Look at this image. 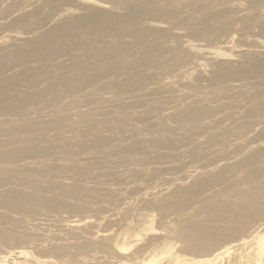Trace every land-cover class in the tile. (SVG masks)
I'll use <instances>...</instances> for the list:
<instances>
[{"label":"rangeland","instance_id":"1","mask_svg":"<svg viewBox=\"0 0 264 264\" xmlns=\"http://www.w3.org/2000/svg\"><path fill=\"white\" fill-rule=\"evenodd\" d=\"M154 1L113 0L102 4L98 0H58L57 5L49 0L44 3L45 5L34 1L32 2L34 5L31 3L30 8L28 5L27 10L19 11L11 17L4 16L3 21H0L1 29L12 26L15 18L25 16L48 18V23L41 31L26 37L10 33L1 34L0 55L8 57L9 54H14L15 60L29 56L28 63L26 61L20 73L16 70L9 73L12 81L14 80L12 77L17 78L22 72L24 75L22 76L25 77L22 84L9 82L8 85L11 87L15 86L13 87L15 89L22 85L31 87L32 78L37 72L35 77L40 75L43 79L49 78L43 88L51 90L58 87V94L61 93L57 96L45 97L43 102L40 101L42 104L38 101V103L32 100L24 101L27 104L24 107L28 109L26 113L34 114L40 109L42 112L40 117L34 115L30 118L24 117V120L21 115L27 110L21 109L20 103H13L10 109L14 116L7 118L8 123L6 118L2 119L4 126L7 124L8 128H13L15 136L11 133L12 136L10 134L8 137L1 132L2 129L0 130L2 134V137L0 136V264H210L211 261L201 259L202 257L196 253L182 254L181 244L185 239L192 237L195 230L210 236V227L215 226L222 234L230 233L229 227L216 223L223 219V215H218L217 218L208 216L190 219L188 222L175 224L185 226L172 229L170 224L178 217L166 214L163 216L162 213H155L145 207L144 201L148 198L168 194L167 182L172 179V174L189 173L187 169L190 163L189 157L193 155L200 157V153L184 149L186 150H183L184 153L193 152L191 155L187 153V158L184 155L177 156L176 152L187 144L183 139L191 136L186 127L192 124L191 128L198 130L208 118L207 113L203 111L201 120L197 123L196 121L184 123L180 127L179 123L160 120L158 116L160 110L166 108L167 98L157 90V87L168 85L170 88L179 89L184 98L182 101L186 100L185 106L191 107L189 101L197 94L210 95L216 92L217 88L218 90L235 89L233 87L235 83L236 86L243 83L245 86L264 84V62H261L264 61V39L259 33V31L264 32V21L260 22L257 17L249 22H243L244 26L241 29L235 28L237 31L231 29L229 32H214L215 34L211 35L212 41H209L205 39L207 36L203 33L187 35L186 29L182 26L192 19H204L209 13L208 6L213 2L219 4L218 9L221 12H225L227 0L199 2L182 0L180 1L182 7L174 10V13L178 12L177 16L180 17L176 19L178 22L174 23L175 31L170 27L174 32L173 34L171 31L174 36L172 41L179 40L180 46L177 51L169 54L154 46V41L160 40L161 37L157 33L165 34L170 29L166 25V19H161L154 13L157 9L153 8H161L162 4L159 3L162 0H158L160 2L157 1V4ZM19 2L20 0H7L5 4L18 6ZM162 2L166 5V10L169 7L173 9L171 6L173 0ZM250 2L251 6L247 5L251 9L252 6L254 10L264 7V0ZM234 3L235 0H231L229 4L235 11ZM53 7L59 8V11L52 14ZM171 8L167 13H173ZM228 14L239 18L237 12H228ZM51 18L53 21L50 23ZM75 18L73 22L79 19L82 27L79 22L78 25L69 23ZM255 25L256 29H253ZM22 26V30L28 32L33 28L26 23ZM243 27L246 29H242ZM52 30L60 31V34L54 38L57 32ZM133 32H136L137 36ZM144 32L145 35L142 34ZM54 39L56 40L53 41ZM228 39L231 43L234 41L231 45L234 43L235 45L231 46ZM213 40L216 41L213 43ZM161 42L166 43L162 39ZM250 44L255 47L251 48V51L247 49ZM225 47H228L227 50ZM138 49L143 53H148L150 50L154 52V56L150 58L153 59L151 62L149 59L143 60L148 62L145 68L127 71L130 63H124L119 57H115V62L113 59L106 61V54H117L119 51H122L120 54L124 51H126L124 54H133V52L140 54ZM152 51L148 54H153ZM34 54H43L37 64L31 57L35 56ZM46 54H59L55 60V63L57 61L58 63L52 66ZM135 56L129 59L134 63L142 60L141 57ZM5 57L4 59L1 57L0 62L5 61ZM112 61L114 64L111 63ZM107 64L113 66L114 71L118 68L120 71L108 74L107 70L110 67ZM153 64L154 68H152ZM50 69L54 70L51 74ZM56 72L59 74L51 76ZM59 77L62 81L53 83L59 81L55 79ZM237 80L240 82L237 83ZM159 82L164 85H158ZM184 87L189 89H187L188 94L184 92ZM12 100L17 102L18 99L14 96ZM131 106H140L139 111L142 108L143 110L137 116H129L130 128H124L120 124L123 115L128 111L126 108ZM54 107L60 110L52 113ZM178 107L180 109L181 105ZM7 113L6 117H8ZM18 115L20 116L17 117ZM203 117H206V120ZM109 118H115L117 121L115 120L114 123L117 126L114 125L121 130L123 127L125 133H118L119 130H116L114 125H107ZM26 120L30 122L27 121L30 131L28 128L26 131L19 130L23 125L21 123ZM238 121L243 123L241 120ZM36 123L42 130L37 129ZM90 124H95L93 133H89L83 127ZM104 127L110 130H101ZM171 127L175 130L169 129ZM180 133L185 135L177 136ZM1 141H3L2 145ZM239 142L241 143L242 140L236 141ZM133 143L141 146L140 149L134 147ZM109 144L110 147L105 149ZM75 145L76 147H73L75 150L71 149L73 152H66L67 148ZM91 147L98 149L93 152ZM81 148H87L90 154L76 153ZM209 155L213 157L216 154L211 149ZM242 157L243 154L239 153L233 162H237ZM91 160L97 162L92 163ZM109 176L112 180L108 178ZM105 179L111 180L108 185H105ZM108 188L113 192H109ZM140 191L147 193L140 196L138 195ZM232 207L235 209L234 206ZM261 247L263 250L261 264H264V240ZM213 254L216 257V253ZM231 262L230 256L224 263L220 260L216 264H231Z\"/></svg>","mask_w":264,"mask_h":264},{"label":"bare ground","instance_id":"2","mask_svg":"<svg viewBox=\"0 0 264 264\" xmlns=\"http://www.w3.org/2000/svg\"><path fill=\"white\" fill-rule=\"evenodd\" d=\"M34 1H39L43 4L45 2H47V0H20L18 6L21 4L22 7H18L15 4L6 5L7 0H1L0 1V21H3L4 16L11 17L12 15L16 14L19 11L27 10L28 5L30 8L31 7L30 4ZM49 1L51 3L56 4V5L58 4V0H49ZM98 1H99V3L103 4V3L112 2L113 0H104V1L98 0ZM160 1H158V2H160ZM162 1L159 3V5L162 4V6L164 5V7L161 6V8H157V7L153 8L154 10L157 9V11H154V13L156 15L160 16L161 19L162 18L166 19V22H167L166 25L168 26V28L171 27L175 31L174 27L176 25H174V23L178 22V21H176V19L178 20L180 17L177 16L178 12L174 13L175 12L174 10L176 8L178 9V8L182 7V4H181L182 2H180L182 0H175V1L173 0V3L171 4L173 9L171 7H169V9L171 8L173 10V13H167L169 11V9L168 8H167L168 10L165 9L166 5ZM197 1L199 2L201 0H197ZM230 1L231 0H227V2H226V4H227V6L225 5L226 10L223 9V10H225V12H221L218 9L219 4L213 2V4L208 6L209 13H208V15H206L204 17V19H202V18H201V20L192 19L188 23L184 24L182 27L184 29H186L187 35L191 34V33H195V34L203 33L205 36H207L205 38L206 40L212 41L211 35L214 32L220 31V33H223V32H229L231 29H234V30L241 29V27L244 26L243 22L244 23H246V21L249 22V20H251V19L253 20L257 17H258V19H260V22L264 21V7H261L259 10L257 8H255L257 10H254V6H252L253 9H251L247 5V4L250 5L251 0H235V3L233 4V6L235 7V11H234L233 7H231V5L229 4ZM165 3H167V2H165ZM32 4L34 5V3H32ZM151 4H152V2H151ZM259 5L260 4H257V6H259ZM152 6H153V4H152ZM155 6H158V5H155ZM53 8H54V10L51 11L52 14L59 11V8H55V7H53ZM78 8H80V7H78ZM184 8H186V7H184ZM84 10H86V9H84ZM248 10H250V11H248ZM228 12H237L236 15L239 16V18L237 19V18L229 15ZM26 13H27V11H26ZM90 15H91V13H90ZM82 17L83 16H81V18ZM160 17H158V19ZM155 18H157V17H155ZM199 18H200V16H199ZM47 19L48 18H43L41 16H38L37 18H36V16H34V17L31 16L29 18H28V16L15 18V21L12 20V21H14L12 26H6V27H3L0 29V36H1V34L10 33V34H16L17 36H25L26 37L28 35L35 33L36 31H41V29L44 27V25L48 23ZM75 20H76V18L73 19L72 21H70L69 23L72 22V24L75 23L74 25H78L80 23L79 19L77 22H73ZM52 21L53 20L51 18V20L49 22L51 23ZM80 21L84 22V20H80ZM257 21H259V20H257ZM25 23L30 24L33 27L31 31L29 30V29H31L30 26H29L30 28L28 27L29 29L27 28L30 32L22 30V27H23L22 24H25ZM80 24L82 27V23H80ZM250 24L251 23H249V25ZM263 24H264V22H263ZM67 27H68V25H67ZM120 28H118V29H120ZM171 28L169 29L170 31L167 30V33H165V34L157 33L158 35L161 36V37H159L160 40L154 41L155 47H157L158 49H162L169 54L174 52V51H177V48L180 46L179 40L172 41V38L174 37L173 36L174 32L172 31ZM111 29H113V28H111ZM118 29H117V31H118ZM165 29H166V27H165ZM242 29H246V28L243 27ZM253 29H256V25H255V28H253ZM103 30H105V29H103ZM52 31L57 32L53 36L54 38H56L57 35L60 34V31H54V30H52ZM65 31H66V29H65ZM171 31L173 32V34ZM148 32L149 31H147V33ZM127 33H129V32H127ZM259 33H261L260 34L261 38L264 39V32L259 31ZM134 34L136 35V32ZM142 34L145 35V32ZM126 35H128V34H126ZM141 35L140 36L138 35V36L141 37ZM144 35H142V36H144ZM152 35H153V33H152ZM125 37H127V36H125ZM195 37H196V35H195ZM202 37L203 36H201V38ZM129 38H131V36ZM133 38H135V36ZM254 38H255V36H254ZM153 39H150V41ZM161 39H162V41L164 40L166 43L163 44L161 42ZM256 39H258V38H256ZM40 40H41V38H40ZM55 40L56 39H54L53 41H55ZM228 40L230 42V39H228ZM215 41L216 40H213V43ZM220 41H221V39H220ZM229 42H227V43L229 44ZM232 43L230 42V45ZM222 44H223V41H222ZM147 45H149V44H147ZM233 45H235V43ZM233 45H231V46H233ZM227 48L225 47L226 50H227ZM251 48L252 49L255 48L254 45L250 44L247 49H249V51H251ZM147 49H145V50H147ZM145 50H144V52H145ZM10 51H12V50H10ZM151 51L152 50H150L148 53H150ZM120 52H122V51H119V53L117 52V54L116 53L115 54H113V53L112 54L111 53L106 54L105 55V57L107 58L106 61L108 62V61H111L112 59L114 61L117 57H119L120 58L119 60H122L124 63H126V64L130 63L131 64V67H129L130 64L127 66V71L130 69H138L139 70V69L145 68L146 67L145 65L148 62L146 61L147 62L146 63L144 61L149 59L151 62L153 59L151 60L150 58L152 56H154L153 51H152L153 54H148L147 52L143 53V51H140L142 54L141 53L140 54H134L135 52H133V51H132L133 54H124L126 51H124L123 54H120ZM8 53H10V52H8ZM250 54H253V53L250 52ZM10 55H12V56L9 57ZM34 55L38 56V57L31 56L32 58H34L33 60H35V63L37 64V63H39V58L43 57V54H34ZM58 55L59 54H48V55L46 54V56L48 57V60H50L52 62V63L50 62L52 64V66H54L56 57ZM135 55L141 57L142 60L141 61L139 60L140 62L134 63L130 59H132L131 57L134 58ZM253 55H255V54H253ZM5 56L6 55H4V56L0 55V58L3 57L2 59H4ZM9 56L8 57L6 56L7 59L5 57V61L3 60L0 62V102H1V104H0V119H1L0 124H2V125H0V127H1L0 130L2 129L1 132L4 133L5 135H8V137L11 133L12 134L14 133L13 128L12 129L8 128L9 126L7 127V124H6V126H4L3 123H4L5 118L7 119L9 117L14 116L12 114L13 111L10 109L13 106V103H20L21 109H22V108H25L24 105H27L24 103L25 100H32V102L34 101V103L39 102V104H42V103H40V101L43 102L45 97L52 96V95L57 96V95L61 94V93L58 94V92H59L58 87L56 89H51V90L43 88L44 84L47 81H49V78L43 79L42 76H40V75L38 77H35V75L38 74L37 72L35 73L34 76H33V74L31 75V76H33V78H32L33 82H31L32 83L31 87H23V85H22L21 87L19 86L20 87V89H19L17 84H14L18 87V89H15V88H13L15 86L11 87L10 85H8L9 82H10V84H12V83H21L22 84L24 82L25 77H23L24 76L23 72L17 78L12 77V78H14L13 81H15V82H13L10 79L11 77H9V73H11L12 70L13 71L16 70V72L20 73V71L24 67V64L26 63L27 59L29 58V56H26L22 60L21 59L15 60L14 54H9ZM136 58H138V57H136ZM129 60H130V62H129ZM28 61H27V63H28ZM113 61L111 63H113ZM118 61H117V63H118ZM122 61H120V62H122ZM136 61L137 60H135V62ZM261 62H264V61H261ZM56 63H58V61ZM157 64H155V65H157ZM107 65L110 67L109 70H107L108 74H113L114 72L117 73V71H120L119 68L117 71L116 70L114 71L113 66H111L110 64H107ZM150 65H152V64H150ZM152 68H154V64H153ZM237 70H239V69H237ZM53 71L51 70L50 74ZM121 71H123V68H121ZM127 71H125V72H127ZM142 71H144V70H142ZM33 72H34V70H33ZM57 74H59V73L56 72L51 76H56ZM45 76H43V77H45ZM156 77H155V79H156ZM247 78H249V77H247ZM55 79L59 80V81H53V83H55V84L62 81V79L60 77L55 78ZM136 79H135V81H136ZM258 79H260V78H258ZM28 80H25V81H28ZM151 80L153 81V79H151ZM67 81H69V80L67 79ZM152 81H151V83H152ZM157 81H158V79H157ZM225 81H226V79H225ZM244 81H245V79H244ZM144 82H146V81H144ZM238 82H240V81L237 80V83ZM250 83H252V82H250ZM140 84H141V82H140ZM232 84H234V83H232ZM158 85H164V84H160V82H159ZM34 87H35V90H34ZM185 87H184V92L188 94L189 89L187 88L188 89L187 90V89H185ZM233 87H235V89L233 88V89L229 90V88L227 87L228 88L227 90H223V89L218 90V88H217L216 92H214L213 94H210V95L198 96L201 94H197L196 96H194V98L190 99V101H189V103L191 104V107L185 106L186 100H185V102L182 101L184 98L181 95V92L178 91L179 89L176 90V88H170L168 85L157 87V90L160 91L161 94H164L165 98H167V100H165L166 108L161 109L159 116H158L160 118V120H167V122L176 123V124L179 123L178 126L180 127V126H182V124L184 125V123L185 124L186 123H193L195 121L197 123L198 120H201L203 111H204V113H207L208 118H207V122H205L203 127L200 128L202 126L201 125L199 127L200 129H198V130L196 128H193V127L191 128L192 124H190L186 127V130L189 132V135L191 134V136H188L187 139H183L187 144H185L184 147L182 146V148L178 152H176L177 156H183L184 155V157L186 155H188L187 153H190V155L193 152L200 153V157L195 156V155H193V157H189L190 160L189 159L188 160L190 163H188V165H187V169H188L189 173H185V175H178L175 173L172 174L171 175L172 179L169 182H167L168 194L161 196V197H156V198L150 197V198H148V200L144 201V205L147 209H149L155 213H162V215L166 214L169 216L175 215L176 217H178V219L176 221H174L172 224H170V227L172 229H175V228L178 229L182 226H185V225H180V224L185 223L186 221L188 222V221H190V219H201V218L208 217V216H212V217L214 216V218H217L218 215H220V216L223 215V219L217 221L216 223H220L221 225L222 224L225 225V227H229L230 228L229 234L220 233V230H218L215 226L213 228L210 227V231H211L209 233L210 236L203 234V232H199V230H195L194 235L188 239H185L184 242L181 244L182 249L180 250V252L182 254L188 253L191 255L196 253L198 256L202 257L201 259L207 260L209 262L211 261L210 264H216L220 260L224 263L226 261V259L229 258L230 256L232 257L231 264H261V258L263 255V250H262L261 244H262V241L264 240V147H263L264 146V84H262V83L261 84H253V85L250 84L249 86H245V84L243 83L240 86H236V83H235V85ZM31 90H32V92H31ZM211 92H213V91H211ZM156 93H158V92H156ZM160 93H159V95H160ZM27 94H28V96H27ZM187 94H185V95H187ZM135 95H137V94H135ZM14 96L17 97V99H18L17 102H13L12 99L14 98ZM27 98H29V99H27ZM162 98L164 99V96ZM39 104H37V105L39 106ZM53 104H55V103H53ZM91 105H93V104H91ZM180 105H181V108L179 109L178 106H180ZM138 107H140V106H131L130 108H126L129 112L127 111L123 115V119H122L123 121L120 120V121H122L120 126L122 125L124 128H130V124H129L130 122L128 121L129 116H132V115L137 116L138 113L139 114L142 113L141 110H143V108L140 109V111H139ZM24 110H27V111H24L25 114L23 113L24 115H21L23 119H24V117L30 118L34 115H36L37 117L42 116V112L40 111V109H37V111L34 114L32 113L30 115L27 114L28 109L25 108ZM59 110H60V108L54 107L53 111H51V112L52 113L58 112ZM130 111H133V112H130ZM7 112H10V114H8ZM6 113H7L8 117H6ZM133 113H135V114H133ZM96 114L97 113H95V115ZM91 115L93 116L94 114H91ZM101 115H103V114H101ZM19 116L20 115H18L17 117H19ZM3 118H4V120H2ZM110 118H111V116H110ZM109 119L107 121L108 124L107 123L106 124L113 126L115 124L114 122L116 119L115 118L114 119L112 118L110 120ZM238 120L243 121V123L239 122ZM27 121L29 122V120H26V122L24 121V123H21L22 121L20 122L23 125L20 126L19 130L22 129L21 131H24V130L26 131L28 128V131H30L29 126H27V125H29V124H27L28 123ZM118 122H116V123H118ZM6 123H8V119H7ZM18 124H17V126L20 125V124L19 125ZM201 124H202V122H201ZM40 125H41V123H40ZM115 125H114V127L117 126V125L116 126ZM38 126H39V124L36 125L37 129H39V128L41 129V127H38ZM83 127L89 133L95 132V128H96L95 124H93V125L90 124V125H86ZM123 127H122V129L124 130ZM106 129H107V127H104L101 130H106ZM114 129L115 128H113V131L116 132ZM169 129H172V131L175 130V128H173V127L169 128ZM109 130H110V128H109ZM116 130H119L118 133L123 132V130H121L120 128H117V127H116ZM129 130H128V132H129ZM125 131H127V130L125 129ZM102 132L105 133V131H101V133ZM134 132H135V130H134ZM106 133H108V132H106ZM123 133H125V132H123ZM12 134L10 136H12ZM27 134H28V132H27ZM175 134L176 133H174V135ZM183 135H185V134L180 133L177 136L181 137ZM0 136L2 137L1 133H0ZM241 140H242V142L241 143L239 142L240 144L236 143V141H241ZM99 143L102 144L101 142H99ZM2 144H3V141H1V145ZM9 145L11 146V144H9ZM132 145L134 147H138V149H140V147H141V146L136 145L134 143ZM73 147H76V145L67 148L66 152H69V153L73 152V151H71V149H73ZM109 147H110V144L108 146H106L105 149H107ZM4 148H6V147L4 146ZM96 148L98 149V147H96ZM96 148L91 147V150L93 152H95ZM156 149H157V147H156ZM184 149H188V150H191L193 152L192 153L191 152L184 153V151H186ZM211 149L216 154L213 157H210V155H209V152ZM73 150H75V148ZM246 151H249V152H246ZM77 152H80L82 155L90 154V152L87 151V148H81L78 151H76V153ZM239 153H242L243 157L241 159L237 160V162H233V160L236 158V155H238ZM246 153H247V155H246ZM177 156H176V158H177ZM40 160H41V158H40ZM169 160H171V159H169ZM181 161H183V160H181ZM91 162H92V160H91ZM94 162H97V160H93L92 163H94ZM169 163H170V161H169ZM222 165H226V166L222 167ZM194 169H195V171H194ZM196 169H198V171H196ZM108 178L112 180L111 176H109ZM111 180L105 179L104 180L105 185H108L107 183H109ZM108 190H109V192H113L109 188H108ZM146 193H147V191H140V193L138 195L142 196V195H145ZM231 206H234L235 209L233 207L231 208ZM219 213H221V214H219ZM225 220H228L229 222H227ZM177 223H180L179 224L180 226L175 225ZM188 229L190 230V228H188ZM203 235H205V236H203ZM213 253H216V257ZM103 258H104V256H103Z\"/></svg>","mask_w":264,"mask_h":264}]
</instances>
